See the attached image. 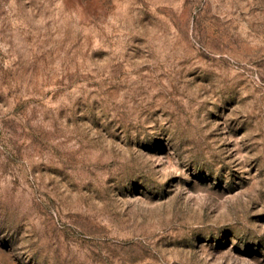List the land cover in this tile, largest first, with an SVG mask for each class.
Listing matches in <instances>:
<instances>
[{"label":"rangeland","instance_id":"obj_1","mask_svg":"<svg viewBox=\"0 0 264 264\" xmlns=\"http://www.w3.org/2000/svg\"><path fill=\"white\" fill-rule=\"evenodd\" d=\"M0 264H264V0H0Z\"/></svg>","mask_w":264,"mask_h":264}]
</instances>
